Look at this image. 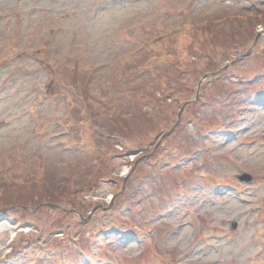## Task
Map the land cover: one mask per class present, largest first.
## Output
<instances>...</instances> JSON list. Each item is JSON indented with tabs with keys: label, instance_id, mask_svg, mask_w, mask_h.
<instances>
[{
	"label": "rangeland",
	"instance_id": "1",
	"mask_svg": "<svg viewBox=\"0 0 264 264\" xmlns=\"http://www.w3.org/2000/svg\"><path fill=\"white\" fill-rule=\"evenodd\" d=\"M0 264H264V0H0Z\"/></svg>",
	"mask_w": 264,
	"mask_h": 264
},
{
	"label": "water",
	"instance_id": "2",
	"mask_svg": "<svg viewBox=\"0 0 264 264\" xmlns=\"http://www.w3.org/2000/svg\"><path fill=\"white\" fill-rule=\"evenodd\" d=\"M239 178H240L241 180H249V179H250V177H249L248 175H246V174L240 176Z\"/></svg>",
	"mask_w": 264,
	"mask_h": 264
}]
</instances>
